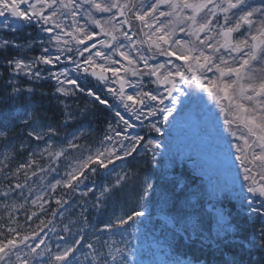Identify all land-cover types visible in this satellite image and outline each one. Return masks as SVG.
Instances as JSON below:
<instances>
[{
	"label": "snow or ice",
	"instance_id": "obj_1",
	"mask_svg": "<svg viewBox=\"0 0 264 264\" xmlns=\"http://www.w3.org/2000/svg\"><path fill=\"white\" fill-rule=\"evenodd\" d=\"M0 264H264V0H0Z\"/></svg>",
	"mask_w": 264,
	"mask_h": 264
},
{
	"label": "trees",
	"instance_id": "obj_2",
	"mask_svg": "<svg viewBox=\"0 0 264 264\" xmlns=\"http://www.w3.org/2000/svg\"><path fill=\"white\" fill-rule=\"evenodd\" d=\"M184 171H185L186 175H189V176L195 175V172L192 171V168L189 166L188 161H186V163H185ZM196 177H197L198 180H202L201 177H198V176H196ZM253 259H255V260L258 261L260 259L259 254H257L256 256H254Z\"/></svg>",
	"mask_w": 264,
	"mask_h": 264
},
{
	"label": "rangeland",
	"instance_id": "obj_3",
	"mask_svg": "<svg viewBox=\"0 0 264 264\" xmlns=\"http://www.w3.org/2000/svg\"><path fill=\"white\" fill-rule=\"evenodd\" d=\"M189 128H191L192 129V127H191V123H189ZM186 129H188V126H186V128H185V130ZM183 139H187V137H183ZM198 155H195V157H197ZM199 157V156H198ZM227 179H228V176H227V174H225L224 175V181H227Z\"/></svg>",
	"mask_w": 264,
	"mask_h": 264
}]
</instances>
